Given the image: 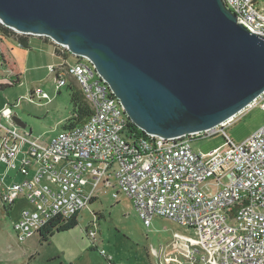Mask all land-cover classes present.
Wrapping results in <instances>:
<instances>
[{
  "label": "built area",
  "instance_id": "obj_1",
  "mask_svg": "<svg viewBox=\"0 0 264 264\" xmlns=\"http://www.w3.org/2000/svg\"><path fill=\"white\" fill-rule=\"evenodd\" d=\"M258 1L222 0L238 24L264 38ZM47 40L60 56L70 54ZM74 57L73 64L50 65L48 72L57 94L67 78L77 84L91 110L82 124L41 140L13 123L16 104L0 111V165L23 177L2 186L0 208L17 198L31 206L13 225L17 238L37 235L51 218L65 222L87 208L98 191L110 189L113 198L127 197L144 227L163 218L191 231L192 237L175 234L171 240L173 253L188 264H264V125L239 145L223 133L247 111L264 110V90L236 115L200 132L174 138L125 134L129 119L119 100L86 57ZM3 63L0 54V68ZM13 82L6 80V86ZM34 98L50 101L39 88L29 91L28 101ZM219 133L224 148L197 153L190 146ZM88 235L93 237L92 229ZM99 253L114 264L102 249Z\"/></svg>",
  "mask_w": 264,
  "mask_h": 264
},
{
  "label": "water",
  "instance_id": "obj_2",
  "mask_svg": "<svg viewBox=\"0 0 264 264\" xmlns=\"http://www.w3.org/2000/svg\"><path fill=\"white\" fill-rule=\"evenodd\" d=\"M0 24L86 57L148 135L212 128L264 90V38L222 0H0Z\"/></svg>",
  "mask_w": 264,
  "mask_h": 264
},
{
  "label": "rangeland",
  "instance_id": "obj_3",
  "mask_svg": "<svg viewBox=\"0 0 264 264\" xmlns=\"http://www.w3.org/2000/svg\"><path fill=\"white\" fill-rule=\"evenodd\" d=\"M256 8L264 14V0H259ZM28 39L45 40L33 36ZM53 49L58 50L56 47ZM0 52L7 55L6 59L10 62L6 65L3 63L0 68V85L6 84L8 79H14V74L20 77L19 83L0 90V111L7 105L16 104L13 113L32 137L41 140L55 137L64 130V125L71 117L70 90L71 87L78 89L77 84L69 77L67 85L57 94L53 77L47 71L48 66H45L48 61L44 60L41 49H23L1 32ZM57 57L58 65L66 66L75 62L71 54ZM33 58H38L36 78L33 70L35 66L31 63ZM10 72L13 73L11 78ZM36 87L47 93L50 101L39 98L28 101L29 90ZM1 122L8 126L6 121ZM262 125L264 110L255 107L225 128L223 133L233 144L239 145ZM224 145L222 133L190 143L197 153H208L218 147L224 148ZM0 176L4 177L0 191L4 185L23 180L16 171L5 169L2 165ZM112 193L114 191L110 189L98 191L97 198L79 213L75 228L54 232L46 241H40L38 234L23 240L17 238L13 225L22 209H31L24 198H17L8 215L0 208V264H106L99 253L101 249L114 264H188L173 253L171 240L175 234L192 237L191 231L163 218H155L146 228L127 197L119 194L113 198ZM90 229L94 234L92 238L88 235ZM92 240L97 248L91 247Z\"/></svg>",
  "mask_w": 264,
  "mask_h": 264
},
{
  "label": "trees",
  "instance_id": "obj_4",
  "mask_svg": "<svg viewBox=\"0 0 264 264\" xmlns=\"http://www.w3.org/2000/svg\"><path fill=\"white\" fill-rule=\"evenodd\" d=\"M0 32L7 37L12 38L20 47L28 48L27 38L29 36H18L11 30L4 28L0 25ZM45 39V38H43ZM47 40V39H45ZM56 56H60L61 54L58 51H54ZM64 57V55H62ZM13 85L17 84V80L12 83ZM12 87V86H7ZM1 90V86H0ZM70 103L72 106V114L71 117L67 120L66 125L64 127H74L82 124L86 119L90 116L91 110L86 103L83 94L79 90V88L71 87L70 90ZM133 133L135 135H144L142 131H140L137 127H135L130 121L126 124L125 134ZM93 200L91 201V203ZM15 204V203H14ZM9 205L5 208H2L5 212V215H8V212L11 210L12 206ZM79 214H74L70 216L65 222L60 223L58 218H51L38 232V236L40 241H46L48 237L52 236L54 232H63L72 230L77 226V218Z\"/></svg>",
  "mask_w": 264,
  "mask_h": 264
},
{
  "label": "crops",
  "instance_id": "obj_5",
  "mask_svg": "<svg viewBox=\"0 0 264 264\" xmlns=\"http://www.w3.org/2000/svg\"><path fill=\"white\" fill-rule=\"evenodd\" d=\"M14 41V40H13ZM27 43H28V48H23V49H26V50H28V51H31V50H33L34 48H37V49H41V53H43V56H44V60L46 59L48 62H47V64L45 65V66H50V65H58L59 64V58L54 54V49H53V47H52V45L50 44V42L48 41V40H42V39H37L36 41L35 40H33V39H31V40H29L28 39V41H27ZM22 48V47H21ZM0 54H1V52H0ZM2 57H3V61H4V64L6 65V64H10V62H8V60L6 59V57H7V55H5L3 52H2ZM36 59H38V58H33L32 60H31V63L35 66L34 67V69L33 70H35V72H34V77L36 78V76H37V71H38V62H37V60ZM41 67V66H40ZM42 68V67H41ZM48 71V70H47ZM49 73V72H48ZM10 74V77L9 78H11V75H13V73L12 72H10L9 73ZM14 76V79H12V80H14V81H16L17 80V83H19V80H20V77H19V75L18 74H14L13 75ZM52 76V75H51ZM53 77V76H52ZM1 86V89L2 88H6L7 86H6V84H4V85H0ZM14 86V85H13ZM39 89H41L40 87H38ZM35 89H37V87L35 88ZM35 89H30L29 91H33V90H35ZM42 90V89H41ZM59 94V93H58Z\"/></svg>",
  "mask_w": 264,
  "mask_h": 264
}]
</instances>
